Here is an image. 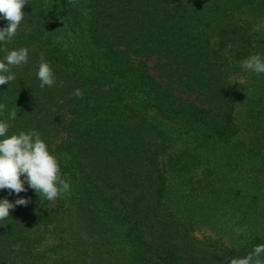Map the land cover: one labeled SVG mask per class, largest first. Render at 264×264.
I'll return each instance as SVG.
<instances>
[{
    "label": "trees",
    "instance_id": "1",
    "mask_svg": "<svg viewBox=\"0 0 264 264\" xmlns=\"http://www.w3.org/2000/svg\"><path fill=\"white\" fill-rule=\"evenodd\" d=\"M0 264H264V0H0Z\"/></svg>",
    "mask_w": 264,
    "mask_h": 264
},
{
    "label": "rangeland",
    "instance_id": "2",
    "mask_svg": "<svg viewBox=\"0 0 264 264\" xmlns=\"http://www.w3.org/2000/svg\"><path fill=\"white\" fill-rule=\"evenodd\" d=\"M155 60H156L155 57H151V58L148 59V64H149V67H150V71L152 73H154V74L157 73V69H156V67L154 65ZM249 75L250 74L248 73V71H245V73H243L242 75H238L237 77H235V79H234L235 82L234 83L235 84H240V83L246 81L247 79H249V77H250ZM239 90L241 91L242 89L239 88ZM243 99H244V97L241 95L240 101H242Z\"/></svg>",
    "mask_w": 264,
    "mask_h": 264
}]
</instances>
